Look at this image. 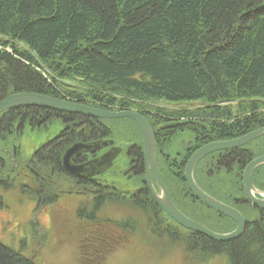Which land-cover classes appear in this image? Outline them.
<instances>
[{
    "label": "trees",
    "instance_id": "trees-1",
    "mask_svg": "<svg viewBox=\"0 0 264 264\" xmlns=\"http://www.w3.org/2000/svg\"><path fill=\"white\" fill-rule=\"evenodd\" d=\"M15 92L143 114V104L199 102L194 109H159L158 123L145 117L154 130L160 175L179 209L216 232H231L237 227L232 219L190 193L184 169L202 145L264 127V0H0V100ZM47 112L53 118L36 128L33 120ZM60 114L35 107L0 114V187L17 181L18 169L39 163L36 154L26 157L31 148L25 144L41 132L69 137L88 131L93 139L105 135L123 141L133 138L135 129L140 133L129 118ZM186 131L189 138L182 137ZM179 138L193 143L192 150L179 147ZM135 142L132 156L139 158L141 170L132 175L133 184L141 187L137 195L154 214L174 222L144 188L137 134ZM263 154L264 136L214 152L196 166L198 185L247 221L244 233L231 241L189 231L188 247L195 248L199 264L215 256L226 257L229 264H264V210L248 201L242 179L246 165ZM43 158L63 172L61 154ZM129 161L123 158L116 167ZM253 181L264 191V165ZM195 204L202 207L201 216L190 213ZM22 252L0 241V264H38Z\"/></svg>",
    "mask_w": 264,
    "mask_h": 264
},
{
    "label": "rangeland",
    "instance_id": "rangeland-1",
    "mask_svg": "<svg viewBox=\"0 0 264 264\" xmlns=\"http://www.w3.org/2000/svg\"><path fill=\"white\" fill-rule=\"evenodd\" d=\"M198 106H200L199 102L181 104L155 102L143 104L139 109L152 114L160 113L159 109L163 108L174 111L183 108L194 109ZM147 116L154 123L159 122L155 115ZM132 132L134 134L130 137L134 138L137 134V142H139L140 133L136 129ZM190 135V131H186L182 137L189 138ZM44 138L42 136L34 139L33 142L29 140L25 147L31 148L34 145L35 148ZM133 138L128 139L129 141L119 139L116 144L132 145ZM181 138L175 141L179 147L181 144L184 146L180 142ZM75 140L76 138L72 137L71 141ZM129 157L132 160L131 155ZM123 158H126L125 155ZM48 165L49 163L45 168ZM131 165L134 164L131 162V164L115 166L109 170L110 178L121 176L120 179L123 182L121 187L124 190L121 194L124 200L107 199L106 202L96 203L99 206L93 213L100 217L98 220L104 222L101 224L104 226H97V233L92 225L98 220L94 219L92 211L89 210L92 203L81 198V194L75 193L78 185L74 181L68 180L67 177H60L57 186H51V176L53 174L56 177V173L47 174L48 170L42 169L41 176L45 175V177L41 187L34 185L40 183V180H37L40 170L35 171L34 168L32 171H27L26 166L18 169L15 177L17 181L14 180L15 182L7 188L0 187V241L16 250H22L25 256L31 257L38 264H199L195 248L188 247L189 236H191L188 229L174 223L175 221L168 220L161 212L154 214L144 200H138L144 208L134 207L132 194L136 189L130 186L133 185V178L131 173L124 174L132 167ZM58 176L61 175L58 174ZM32 180L35 181L34 184ZM41 193L42 195L62 193L63 198L55 203H39L35 198ZM78 205L83 209L80 216L74 212ZM123 222L128 224L130 222L131 227H123ZM156 224L159 225L158 229H154ZM109 229H116L120 235L119 239H115L117 241L113 245L105 247L102 245L101 248L94 246L96 240L92 236H104ZM200 264L229 263L226 257L215 256L205 259Z\"/></svg>",
    "mask_w": 264,
    "mask_h": 264
},
{
    "label": "water",
    "instance_id": "water-1",
    "mask_svg": "<svg viewBox=\"0 0 264 264\" xmlns=\"http://www.w3.org/2000/svg\"><path fill=\"white\" fill-rule=\"evenodd\" d=\"M44 108L86 116L97 119H132L138 126L143 145L144 171L147 186L159 207L177 224L194 233L202 234L216 242L231 241L239 238L245 231L247 221L243 214L235 207L228 205L204 191L195 179V168L206 156L224 150H233L249 144L264 136V127L253 130L241 137L206 143L199 147L187 160L184 176L188 189L201 203L232 219L237 227L228 233H219L201 222L191 219L174 203L168 187L163 181L157 164V149L154 130L146 117L134 110H105L88 106L83 103L67 101L48 95L28 92H15L0 100V114L7 110L18 108ZM184 143V142H183ZM192 143L190 142V147ZM109 148L103 155L92 160L76 164L74 158L82 154H96ZM123 144L116 146L113 139H99L93 142H78L67 149L62 157L64 170L79 178H92L111 169L125 148ZM186 148V147H185ZM264 165V154L252 159L243 172L244 192L253 207L264 210V191L256 187L253 181L254 172Z\"/></svg>",
    "mask_w": 264,
    "mask_h": 264
},
{
    "label": "flooded vegetation",
    "instance_id": "flooded-vegetation-1",
    "mask_svg": "<svg viewBox=\"0 0 264 264\" xmlns=\"http://www.w3.org/2000/svg\"><path fill=\"white\" fill-rule=\"evenodd\" d=\"M39 109H44V108H39ZM46 110H49V109H46ZM51 111H57V110H51ZM59 112L61 113L60 115H62V111H59ZM138 112H140V111H138ZM63 113H67V112H63ZM144 113L145 114H143V113L142 114L144 116H146V117H148L147 115H149L150 117L155 115L157 118H158V116H160L157 113L150 114L148 111H145ZM55 114L58 115L57 113H55ZM160 117H163V116H160ZM49 118H51V114L48 113V112L46 113V115H38L36 117V120H33L35 122V127L38 128V129L41 128V125L46 120H48ZM87 118H89V117H87ZM70 134H69V137H66L63 134H59V135H54L53 136L51 132H49L47 134H46V132H41L39 135H37L40 138L42 136H44L45 138L42 141H40L35 148L31 147L30 153L32 152L31 154H36L37 155L39 163L37 165L26 166L27 167V171H32V170H34V168H35V171L36 170H40L39 175H38V179H37V180H40V183L39 184H34L35 181L32 180V184L38 185V186H41V187L43 186L42 185V180L45 177V175L41 176L43 174L42 173V171H43L42 169H44V170L47 169L48 170L46 172L47 174L56 173V175H55L56 177H54L53 174L51 176V180H50L51 186H57L56 184L59 181L58 178H60V177L61 178L67 177L68 180L74 181L78 185V189L75 190L76 191L75 193L77 195L81 194V198H84V199H86V200H88L89 202L92 203L91 209H89V210L92 211V216L94 217V219L98 220L100 217L98 215H94V213H93L94 210L97 208V205H96L97 202H102V201L106 202L107 199L108 200H111V199H113V200H117V199L118 200H124V199H122L123 197H122V194H121V192L124 191L122 189V187H121V186H123L122 180L120 178L116 177V176L110 178L109 177V175L111 173L109 171L110 169L108 170L109 172L106 171V172L98 174V175H96V176H94L92 178H79V177L73 176V175L67 173L64 170L63 165H62V157H63L65 151L67 149H69L75 143H78V142H93V141H97L99 139H112V138H109V137H106L105 135H103V137H99L98 139H93L90 136L91 134L88 131H83L81 133L79 132L78 134L71 132ZM72 137L76 138V140L75 141H71ZM141 138H142V136H141ZM113 140L115 141V145L119 146V145L116 144L118 141L115 140V139H113ZM183 144H184V146H182V147L184 148V150L185 149L186 150H190V151L192 150L191 147L193 146V143H192V145L190 147H188L189 144H190V141L188 143L184 142ZM123 146L124 147H122V148H125V149L122 151V153L120 154L119 158L117 159V162L114 164L113 167H115L120 162V160L123 159L124 155H125V157H129L130 155L132 156V152L134 151L136 145L135 144H132V145H124L123 144ZM64 148H66V149L64 150ZM63 150H64V152H63L62 157H61V165L58 166L60 168V170H62L63 172H61V174H60L61 176H58V174H59V172L57 174L58 168H55L53 166L52 167L48 166L47 168H45L46 164L44 162L42 163V161L45 160V158H43V156L45 154H47V156L53 155V154H57V153L61 154ZM107 150H108V148L103 149V150L97 152L96 154H82V155L74 158L73 161L76 164H80V163L85 162L88 159L100 156L101 154H103ZM131 159L132 160H130V157H129L130 161L128 162V164L129 163L131 164V162H132V164H134V165H131L132 167L129 170H127L124 174L131 173V176L133 174L137 175V173L140 174L139 172L141 170L138 172V170L140 169L139 158H137V157H135L133 155ZM143 159H144V155H143ZM133 161H135V162H133ZM113 167L111 169H113ZM144 173H145V171H144ZM145 182H146V180H145ZM124 186H126V185H124ZM130 186H132L133 189L134 188L136 189L133 192V194H132L133 195L132 199L134 198L133 200H136V202L138 200H140V201H143V200L145 201L146 200L145 198H141V197H139L137 195V194H139L140 188H141L139 185L133 184V185H130ZM144 188H147L148 191L150 192V190H149V188L147 186V183H146V187H144ZM107 194L109 196H107ZM150 194H151V192H150ZM61 198H63L62 193H54V194L53 193H49V194L46 193V194H43V195L41 193V195H38L37 198H35V200L39 201V203H44V202L55 203L57 201H60ZM173 201H174V199H173ZM150 202H151V200H150ZM78 203H80V202H78ZM174 203H175V201H174ZM176 206H177V204H176ZM64 212H66V211H64ZM74 212H76L80 216L83 213V209L79 208V205H78V207H75ZM190 213L194 214V215H198V216L201 215L202 214L201 206L198 205V204H195L194 213L191 210H190ZM188 217H190V216H188ZM92 218H91V220H93ZM102 218H103V216H102ZM191 219H193V218H191ZM193 220H195V219H193ZM101 224H104V222H102L100 220H98V222L96 221V222L93 223L92 226H94V228L96 229V233L98 232L97 231L98 230L97 226H104V225H101ZM188 231L193 233V231H191L189 229H188ZM92 237H93V239L96 240V244L94 243V246L96 245L99 248H101L102 245L104 247L106 245H113V243H115L117 241L115 239H119L120 235L117 233L116 229H109V230H107L105 232L104 236H100L99 235V236H96V237H94V236H92ZM108 241H110V242H108ZM98 244H100V246Z\"/></svg>",
    "mask_w": 264,
    "mask_h": 264
}]
</instances>
